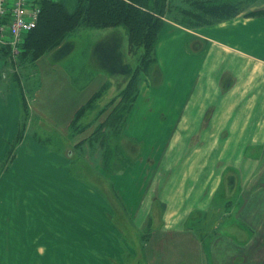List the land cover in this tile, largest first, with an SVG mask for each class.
I'll list each match as a JSON object with an SVG mask.
<instances>
[{
	"label": "crops",
	"instance_id": "1",
	"mask_svg": "<svg viewBox=\"0 0 264 264\" xmlns=\"http://www.w3.org/2000/svg\"><path fill=\"white\" fill-rule=\"evenodd\" d=\"M255 8L196 28L164 20L158 79L141 80L126 101L120 129L131 147L104 194L73 174L74 150L124 101L120 65L133 73L124 33L72 37L87 39L78 63L93 65L92 77L48 59L70 38L36 61L44 72L29 110L59 149L27 134L16 142L18 91L0 80V264H128L136 230L144 264H264V15L247 14ZM206 219L210 232L200 233Z\"/></svg>",
	"mask_w": 264,
	"mask_h": 264
},
{
	"label": "rangeland",
	"instance_id": "2",
	"mask_svg": "<svg viewBox=\"0 0 264 264\" xmlns=\"http://www.w3.org/2000/svg\"><path fill=\"white\" fill-rule=\"evenodd\" d=\"M222 1H230V0H222ZM239 10L245 8V10L254 9L256 6V2L258 0H231ZM192 0H170L169 5L165 10V20H170L175 22L176 24L182 25L184 27H200L198 23L197 17L201 15L200 11L193 8L191 5H194ZM255 9H264V0H260L258 3L257 8ZM248 14V13H247ZM264 14V11H263ZM199 24V25H198ZM85 30L84 33H88V37L91 33H93V29H81ZM74 35V36H73ZM70 39L71 41L67 43V46H61L60 50H53V53L50 54L49 58L51 57L52 61L58 59V61L64 65L71 73L75 76L77 74L86 73V76L92 77L94 75L93 65L89 66L87 69H79V61L81 53V43L84 41L86 42L87 39L80 36L78 40L73 39L75 38V34H73ZM125 36V34H124ZM126 37V36H125ZM69 39V38H68ZM126 39V38H125ZM25 36H23L19 41H16L15 47L11 49L9 43L7 45L0 44V50L2 47H6L10 50V53L14 55L16 64L7 65V68L4 67L3 61L0 63V80L4 81L7 80L10 76L14 73L18 75L20 83H22V87L24 88L25 93V104L30 102L36 88L38 87L39 77L42 78V74L44 72V68L36 66V61L44 56L45 53L39 56L34 62H26L24 65L19 66L18 56L22 53L23 44H24ZM66 41V40H65ZM127 42V39L126 41ZM64 41L60 44L62 45ZM59 45V46H60ZM123 47L126 43L122 44ZM57 46V47H59ZM71 47V50H70ZM125 48V47H124ZM128 59H129V67L133 69V73L131 75H127V71L121 65L119 67V74H118V81L119 83L124 82L129 78V84L126 86L123 94L129 92L133 94L137 90V86L141 80L149 79V80H157L158 79V71L154 65L155 60H149L147 58V62L144 59H140L141 53L135 50V47H132V50L128 46ZM13 50V51H12ZM70 50V51H67ZM56 51V52H55ZM60 51L59 55L57 54ZM66 53L65 55H63ZM55 55L54 57H52ZM44 61V60H43ZM46 61V60H45ZM18 62V63H17ZM43 62H41L42 64ZM85 65V64H84ZM85 70V71H84ZM11 79V78H10ZM129 88V89H128ZM128 89V90H127ZM130 97V96H129ZM130 99V98H128ZM126 100L122 101L119 109H118V116L111 121L109 118L105 121L104 124L98 126L95 133H93L89 139H87L84 143L80 146H77L74 150V159H73V167L72 172L75 176L82 178L86 181L88 186L106 193L108 189H110V180L109 175L112 170H116L122 168L124 164L127 162V154L126 151L128 144L122 138L123 135L121 133V120L123 119V114L126 108ZM79 120V118L77 119ZM78 121L74 122L73 129H77ZM20 135L22 136L30 135L34 139L44 143L49 144L51 146H55L56 148H60L61 141L59 138L54 136L52 133L50 134V130L48 127L42 122L40 118H37L35 115H32L29 110V103L27 105V109L23 110L21 113V122H20ZM49 130V132L47 131ZM134 148V155L138 153L137 146ZM136 149V150H135ZM112 153L111 158H107L108 154ZM129 156V155H128ZM130 157V156H129ZM110 159V160H109ZM109 161L112 162V165L108 163ZM108 163V164H107ZM203 223L208 225L207 219L204 222L200 223L199 227L203 226ZM202 224V225H201ZM209 226V225H208ZM210 228V226H209ZM211 229V228H210ZM210 229H205V233H209ZM128 232V231H127ZM129 238L134 245L135 253L130 255L128 258V264H144L143 259V241H144V231L136 230V234L130 233ZM134 234L135 237L132 235ZM140 236V237H139Z\"/></svg>",
	"mask_w": 264,
	"mask_h": 264
},
{
	"label": "trees",
	"instance_id": "3",
	"mask_svg": "<svg viewBox=\"0 0 264 264\" xmlns=\"http://www.w3.org/2000/svg\"><path fill=\"white\" fill-rule=\"evenodd\" d=\"M169 1H45L42 3V11L36 28L25 35L22 53L18 56L19 63H17L21 66L26 62H34L39 56L55 49L63 41L84 28L93 30L120 29L126 36L129 48L132 50V47H135V50L141 53L140 59L142 58L147 62V58H150V61H154V48L165 20V10L169 5ZM192 3L194 5L191 6L201 13L197 17L199 26L212 25L231 19L245 10V8L239 10L231 0H192ZM248 15L260 16L264 14L263 11H256L250 12ZM0 53V58L3 60L4 65L14 66L16 64V58H14V55L10 53L8 48L2 47ZM7 80H11L10 82L18 91L21 111L27 109L29 101L25 104L24 88L22 87V83H20L18 75L14 73ZM136 91L132 94L128 90L126 94H123V100L127 101L128 98L136 94ZM117 116L118 114L111 117V121ZM20 139L21 135L19 132L16 142ZM111 156L112 153H109L107 158H111ZM108 163L112 165L111 161ZM201 231L205 233L203 229L199 232L201 233Z\"/></svg>",
	"mask_w": 264,
	"mask_h": 264
},
{
	"label": "built area",
	"instance_id": "4",
	"mask_svg": "<svg viewBox=\"0 0 264 264\" xmlns=\"http://www.w3.org/2000/svg\"><path fill=\"white\" fill-rule=\"evenodd\" d=\"M45 1L57 0H0V44L9 43L12 49L35 29Z\"/></svg>",
	"mask_w": 264,
	"mask_h": 264
},
{
	"label": "bare ground",
	"instance_id": "5",
	"mask_svg": "<svg viewBox=\"0 0 264 264\" xmlns=\"http://www.w3.org/2000/svg\"><path fill=\"white\" fill-rule=\"evenodd\" d=\"M114 53V51H109L108 54L106 56L110 57L112 54ZM107 58V57H106ZM104 61V60H103Z\"/></svg>",
	"mask_w": 264,
	"mask_h": 264
}]
</instances>
